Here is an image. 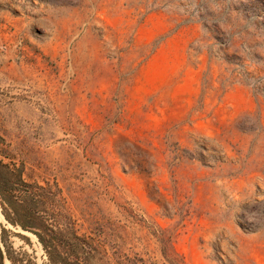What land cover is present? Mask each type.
<instances>
[{"label": "rangeland", "instance_id": "rangeland-1", "mask_svg": "<svg viewBox=\"0 0 264 264\" xmlns=\"http://www.w3.org/2000/svg\"><path fill=\"white\" fill-rule=\"evenodd\" d=\"M0 161L11 264H264V0H0Z\"/></svg>", "mask_w": 264, "mask_h": 264}, {"label": "trees", "instance_id": "trees-1", "mask_svg": "<svg viewBox=\"0 0 264 264\" xmlns=\"http://www.w3.org/2000/svg\"><path fill=\"white\" fill-rule=\"evenodd\" d=\"M9 167L3 164L0 161V179L4 178L5 175H9ZM6 184V190L3 191V195L7 203L13 206L15 209V215H18L23 219L17 227H20L24 231L34 232L39 239L41 240L42 244L44 245V239L39 233H35L36 226L35 222L38 220V214L31 209V203L33 202V196L28 195L27 193L23 195H17L18 189L11 183L8 179ZM24 204V210H20L21 204ZM18 207V209H17ZM22 211V213H20ZM5 217L7 219H11L10 215L5 212ZM15 223L14 221H12ZM64 232L63 231H54V230H45V251L49 257V264H82L81 260L79 259V255L77 253V246H69L64 243L63 238ZM82 250L84 247L80 246ZM76 251V253H75ZM0 264L4 263V256L3 253L0 251Z\"/></svg>", "mask_w": 264, "mask_h": 264}, {"label": "built area", "instance_id": "built-area-1", "mask_svg": "<svg viewBox=\"0 0 264 264\" xmlns=\"http://www.w3.org/2000/svg\"><path fill=\"white\" fill-rule=\"evenodd\" d=\"M0 251L3 253L4 263L5 264H11V262L7 259L6 254H5V248H4V244L2 242V238H1V230H0Z\"/></svg>", "mask_w": 264, "mask_h": 264}, {"label": "bare ground", "instance_id": "bare-ground-1", "mask_svg": "<svg viewBox=\"0 0 264 264\" xmlns=\"http://www.w3.org/2000/svg\"><path fill=\"white\" fill-rule=\"evenodd\" d=\"M5 219V218H4Z\"/></svg>", "mask_w": 264, "mask_h": 264}]
</instances>
